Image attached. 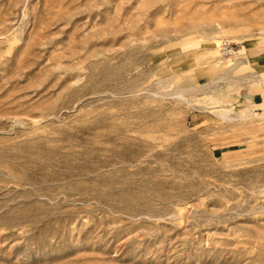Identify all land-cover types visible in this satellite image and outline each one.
<instances>
[{
  "label": "rangeland",
  "instance_id": "1",
  "mask_svg": "<svg viewBox=\"0 0 264 264\" xmlns=\"http://www.w3.org/2000/svg\"><path fill=\"white\" fill-rule=\"evenodd\" d=\"M262 69L264 0H0V264H264Z\"/></svg>",
  "mask_w": 264,
  "mask_h": 264
},
{
  "label": "crops",
  "instance_id": "2",
  "mask_svg": "<svg viewBox=\"0 0 264 264\" xmlns=\"http://www.w3.org/2000/svg\"><path fill=\"white\" fill-rule=\"evenodd\" d=\"M246 60L250 66H256L260 62V57L259 55H256V54H248L246 56ZM261 74L264 75V69H262ZM256 81L258 82L259 79ZM249 102L254 107L255 106L264 107V103H262L264 102V86H260V91L254 92L250 96Z\"/></svg>",
  "mask_w": 264,
  "mask_h": 264
},
{
  "label": "built area",
  "instance_id": "3",
  "mask_svg": "<svg viewBox=\"0 0 264 264\" xmlns=\"http://www.w3.org/2000/svg\"><path fill=\"white\" fill-rule=\"evenodd\" d=\"M220 50H221L222 56L226 58H229L235 52L232 45L226 41L222 42V44L220 45Z\"/></svg>",
  "mask_w": 264,
  "mask_h": 264
},
{
  "label": "bare ground",
  "instance_id": "4",
  "mask_svg": "<svg viewBox=\"0 0 264 264\" xmlns=\"http://www.w3.org/2000/svg\"><path fill=\"white\" fill-rule=\"evenodd\" d=\"M234 53H235V52H234ZM221 54H222V53H221ZM235 54H236V53H235ZM231 64H234V65H235L236 63H234V61L232 62V60H231ZM240 118H241V117H240ZM244 118H245V117H243V119H244Z\"/></svg>",
  "mask_w": 264,
  "mask_h": 264
}]
</instances>
